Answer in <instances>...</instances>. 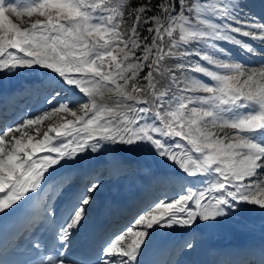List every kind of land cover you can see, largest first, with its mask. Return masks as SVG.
<instances>
[{
	"label": "snow or ice",
	"instance_id": "obj_1",
	"mask_svg": "<svg viewBox=\"0 0 264 264\" xmlns=\"http://www.w3.org/2000/svg\"><path fill=\"white\" fill-rule=\"evenodd\" d=\"M127 3L0 0V77L39 67L51 77L41 82L50 90L47 105L66 96L62 89L86 98L79 113L65 98L0 134V214L38 195L50 169L88 152L147 149L176 165L178 180L204 179L195 187L180 183L184 194L170 201L165 194L105 242L95 259L85 253L69 260L64 249L99 187L92 184L88 195L66 207L54 237L60 243L50 247L30 240V255L21 264H140L154 228H191L243 205L264 209V67L225 62L235 56L223 46L243 56H264L256 47L264 46V23L244 11L242 0H146L128 13L134 17L128 26ZM34 14L43 19L29 25L23 18ZM143 25H149L147 35L140 31ZM61 111L74 119L49 126L37 138L34 126ZM217 128L231 131L220 135ZM52 213L45 206L28 227L50 221Z\"/></svg>",
	"mask_w": 264,
	"mask_h": 264
},
{
	"label": "bare ground",
	"instance_id": "obj_2",
	"mask_svg": "<svg viewBox=\"0 0 264 264\" xmlns=\"http://www.w3.org/2000/svg\"><path fill=\"white\" fill-rule=\"evenodd\" d=\"M244 7H245V9H244L245 12H248L250 15L255 16L252 13V11H255V9L252 6L247 5V7L246 6H244ZM256 47H257L258 50H264V46L256 45ZM238 58L241 61H243L244 63H247V64H253V65L256 64V65H259V66L260 65L264 66V56H251L250 57V56L239 55ZM25 73L27 74V76H25V75H19L18 73H16L13 76H9L7 78L5 77V79L4 78H0V81L2 80L3 83L5 84L6 82H11L12 83L13 80H16V81H19L20 80L22 82L20 85L21 86L24 85L26 88L29 87V83L30 82L36 81V82H33L34 83L33 86H35L36 89L37 88H42L43 91L46 90L50 94V90L43 88L42 85H41V82L42 81H45V80L51 78L50 75H47V76H45V77H43L41 79H37L36 80L35 78H32L33 74L31 73V71H25ZM37 77H38V75H37ZM8 84H10V83H8ZM62 90L65 91L67 95L71 96V98H69V99H71V100L74 101V103L72 105H74L76 102L80 101L81 99L85 98L81 94H79L78 92H73V91L66 90V89H62ZM17 93H18V89L14 92V96L15 97H16ZM38 94L39 93L32 92L31 93V102H29L25 106L26 108H28V107L31 106L30 109H29L30 110L29 115L26 116L25 114H21L12 123L13 125H10L9 127H15L14 123L20 117H21V122L20 123H22L24 119H33V118H35L38 115H43L45 112L51 111V109L54 106L58 105L59 102H62L65 98H68L66 96H62L56 102H54L51 106L47 105L45 101H41V102L39 101L38 103H36V105L32 106L33 103H35L34 99H36L38 97ZM73 110H75V109L73 108ZM33 115L35 117H32ZM2 128L3 127H0V130H2ZM29 131H31V130H29ZM15 134L17 136L20 135V133H15ZM51 135H53V134H51ZM37 138H42V137H37ZM101 155H102V152L99 153V154H92V153L88 152V153H85V154L80 155L77 159L81 158V160L83 162H86L88 160H92L93 163H96L97 162V165H99L100 164V161L102 160ZM85 157H87V158H85ZM128 157H131V158H128ZM127 158L128 159H131L133 162H137L140 166L144 167V169L146 170V172H147V170L156 168L154 166L158 165V163H156L157 162L156 159H153V158L145 159L146 157H145L144 154H142V153H139L138 154V153H136L135 150H127V152H125V154H123L121 152V154H118V153L117 154H114L113 157H111L109 159L106 158L107 160L105 161L104 169H105V174H107V175H103V177L110 176L109 173H112V172H110L111 167L114 166L115 164H117L118 162H120L121 160H126ZM162 160H163V158H162ZM64 162H62V164L60 166L56 167L54 170L53 169H50L49 172L45 174L44 181L48 177L54 176L55 174L59 173L62 170L61 169V166L62 165H65L66 163H70V162H67L66 161V163L64 164ZM102 162H104V161H102ZM172 169H174V168H172ZM194 179H195V184L197 185L199 179L201 180V177H196ZM179 182H182V181H177V180L175 181V183H179ZM118 184H120V183L116 182L114 184H110L109 185V191L108 192H110L112 189H114ZM121 187H122V189H120V191H119L120 193H123L127 189L128 190L129 189L139 190V186H136V183L135 182L132 183V187H128V188H125L124 186H121ZM169 188L170 187H167L166 182L164 181V183L162 184V187L159 190V194L152 200L153 203H150L146 208H150L151 205H154V203L159 202L160 199H162L163 196L165 195L166 190H168ZM98 191H101L100 194H104V192H103L104 190L101 189V186H99L95 192H98ZM84 193H86V192H84ZM179 194H184V193H182L180 190L173 189V191L170 194H167L169 196V201H170V199L176 198ZM145 212H146V210H144L142 212V214H144ZM139 215H141L140 211L138 213L135 212V213H133V215H132V217H131L130 220H128L126 222L125 221L120 222L118 224V226H117V230L115 231V233L108 234L109 235L108 236L109 239H108L107 242L110 243L112 239H115L116 236H118V235H120L122 233V231L126 230V228L128 226H130V224L134 221L133 220V217L136 218ZM201 223H207V224H209L210 227H211V231H213L216 234V238L219 239L220 241H222L225 237L228 238L227 239L228 241H230V240L238 241L242 237H246V238L247 237H250V239H252V238H256V239L264 238V227L261 226L259 228H253L251 226L243 225L242 223H238L237 221L233 220L228 215H226L224 217H219L214 222H197L191 228H181V227H178V226L173 227L171 229H169V228H154L153 229V232L159 233L161 235H167L169 238H172V240L174 242H180V245L183 244V246L182 245L180 246L181 249H179V251L185 250V253H187L191 249V248H188L187 245L189 243H191L193 245V238H194V236L195 235H199V233H200V227H201L200 224ZM180 232L181 233H185V239L184 240H180L179 239V235H180L179 233ZM209 237H210V235H209Z\"/></svg>",
	"mask_w": 264,
	"mask_h": 264
},
{
	"label": "rangeland",
	"instance_id": "obj_3",
	"mask_svg": "<svg viewBox=\"0 0 264 264\" xmlns=\"http://www.w3.org/2000/svg\"><path fill=\"white\" fill-rule=\"evenodd\" d=\"M260 1L261 0H242V3H244V4H247V5H250V6H252V7H254V9H256V10H258V11H261V13H262V10L261 9H263V6H262V4L260 3ZM10 2H17V0H10ZM10 18L11 19H13V21L14 22H17V23H20L19 21H17V18L15 17V16H12L11 14H10ZM25 21H27L28 23H29V25H30V23L31 22H34V20L35 19H43L42 17H39L38 16V14H34L32 17H27V16H25L24 18H23ZM21 26H24V25H21ZM226 45V44H225ZM225 45H223L224 47H226V48H229L230 49V46L229 45H227V46H225ZM231 50V49H230ZM232 52V54H233V51H231ZM192 59L193 60H195L196 58L195 57H192ZM225 62H239L238 60H233V61H225ZM242 63V62H241ZM244 66H245V68H253V69H256V68H261V67H264V66H262V65H256V64H254V65H246V64H244V63H242ZM34 71V72H33ZM33 71H31V73L32 74H36V72H37V75H38V78H40L39 76H41V77H43V76H46V75H50V73H49V71L48 70H42L41 68H39V67H36V68H34L33 69ZM18 74L19 75H22L23 73H19L18 72ZM222 74H227V73H222ZM36 75V76H37ZM5 77L7 78V77H9L8 75H4L3 77H0V78H4L5 79ZM37 78V77H36ZM203 79V78H202ZM20 81V80H19ZM19 81H16V80H13L12 81V83L11 82H6L4 85L7 87H9V88H11V87H13L17 82H19ZM14 82V83H13ZM205 82H209V81H205ZM8 83H10V84H8ZM44 93L42 94V96L41 97H38L37 99H36V102L40 99V98H44ZM69 97L70 96H68V99H69ZM71 98V97H70ZM58 100V99H57ZM56 100V101H57ZM84 100V101H83ZM84 102H86V99L85 98H83V99H81L80 100V102H77V103H75L74 105H72L71 107L72 108H74L75 110H77V112L79 113V105L81 104V103H84ZM60 103V102H59ZM58 103V104H59ZM57 106V105H56ZM56 106H54L53 108H55ZM192 106H196V105H189V107H192ZM67 119H73V117L71 116V115H69V114H65L64 112H59V113H57V114H55V115H52V116H50V117H48V118H46L45 120H43L39 125H35L34 127L35 128H39V137H42L43 136V133L45 132V131H48V129H49V126H53V127H55V126H58L59 124H61V123H63L65 120H67ZM215 131H217L218 132V134H220V135H223L225 132H230L231 130L230 129H224V130H220L219 128H217ZM52 133H50V135H51ZM42 135V136H41ZM124 151V152H123ZM135 151H136V153H142V154H144L145 155V159H148V158H153V159H156V163H158V165H162V166H166L167 168H170L171 166H172V162L171 161H168V160H166V159H163L162 160V158H160L159 156H157V155H154L152 152H150V151H148L147 149H135ZM114 152H116L115 154H121V152L123 153V154H125V152H127V149H123V148H117V149H115V151L113 150V151H107V152H102V155H101V158H102V160H101V163H105V161L107 160V159H109V158H111L112 156H111V154L112 153H114ZM110 153V154H109ZM189 154H191V153H189ZM104 156V157H103ZM107 158V159H106ZM102 161H104V162H102ZM164 161V162H163ZM120 166V167H119ZM131 166L132 165H129L128 167H124L123 166V164L122 165H114V166H112L113 168L111 169L112 171L111 172H113L114 173V175H111V176H109V178L107 179V180H104V181H100L101 182V184H108L109 182H120V181H123V182H127V181H131V180H133V178L135 177V175L137 174V172H138V168H131ZM124 167V168H123ZM172 168H174V169H172ZM172 171H174L175 169H177L178 167L176 166V165H174L173 164V166H172ZM117 169V170H116ZM128 172V173H127ZM104 174V171H102V172H100V174L98 175L99 177H102L101 175H103ZM111 177V178H110ZM105 178H107V176H105V177H103V179H105ZM201 179H204L203 177H201ZM200 180V179H199ZM127 183H129V182H127ZM184 183V182H183ZM177 187H179V185L177 186ZM195 187V186H194ZM167 191V190H166ZM152 192L153 191H151L149 194H152ZM172 192V191H171ZM171 192H169L168 194H170ZM155 194V193H154ZM152 206V205H151ZM243 214H246V215H248V216H250L252 219H253V221H256V222H258V223H260L261 225H264V209H261L259 206H256V205H244L242 208H240L239 209ZM149 211V210H148ZM229 217L231 216V217H233L235 220H237L238 222H242L240 219H238V218H235L234 216H232L230 213L229 214H227ZM137 218V217H136ZM135 218L133 217V220H134Z\"/></svg>",
	"mask_w": 264,
	"mask_h": 264
},
{
	"label": "trees",
	"instance_id": "obj_4",
	"mask_svg": "<svg viewBox=\"0 0 264 264\" xmlns=\"http://www.w3.org/2000/svg\"><path fill=\"white\" fill-rule=\"evenodd\" d=\"M157 0H153V4H155ZM146 3V0H130V3L126 4L125 14H124V21L126 25L130 26L134 22V17H129L128 13L134 10L138 5ZM153 13H148L147 15H152ZM149 25H143L140 29L142 35H147L146 28Z\"/></svg>",
	"mask_w": 264,
	"mask_h": 264
}]
</instances>
